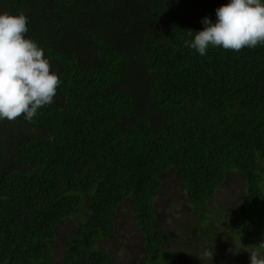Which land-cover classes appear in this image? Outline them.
I'll list each match as a JSON object with an SVG mask.
<instances>
[{
    "label": "trees",
    "instance_id": "1",
    "mask_svg": "<svg viewBox=\"0 0 264 264\" xmlns=\"http://www.w3.org/2000/svg\"><path fill=\"white\" fill-rule=\"evenodd\" d=\"M228 2L0 0V13L28 18L26 38L61 81L31 122L0 121L18 125L0 143V264L48 263L57 226L76 215L63 263L99 264L89 248L112 233L124 202L147 262L158 263L172 237L153 225L166 173L179 179L197 233L206 222L208 237L207 213L239 175L229 219L258 225L253 245L264 240V45L209 46L201 56L185 43Z\"/></svg>",
    "mask_w": 264,
    "mask_h": 264
},
{
    "label": "clouds",
    "instance_id": "2",
    "mask_svg": "<svg viewBox=\"0 0 264 264\" xmlns=\"http://www.w3.org/2000/svg\"><path fill=\"white\" fill-rule=\"evenodd\" d=\"M215 14V23L204 17L203 30L185 41L199 55H206L209 46L240 51L264 45V0H229ZM28 31L24 14L0 13V121L14 122L23 116L31 122L39 109L54 102L61 83L50 71L44 50L26 38ZM247 252L250 264H264V240ZM204 257L211 259L212 252L200 258Z\"/></svg>",
    "mask_w": 264,
    "mask_h": 264
},
{
    "label": "rangeland",
    "instance_id": "3",
    "mask_svg": "<svg viewBox=\"0 0 264 264\" xmlns=\"http://www.w3.org/2000/svg\"><path fill=\"white\" fill-rule=\"evenodd\" d=\"M15 126L17 127L18 125H9L8 128ZM8 128H4L0 124V143L3 145L5 143L4 134H8L10 131ZM163 179L165 184L161 194L154 199V206L156 208L155 211L157 212L158 220L167 222L158 224L170 230L172 236L169 245L170 247L175 248L177 252H184L185 254L179 253V255L183 258H187L189 264H202L203 260L198 258L197 255L205 253L206 251H217V247L219 249L217 258L222 259L221 264H250L247 248L258 243L257 236L260 233L258 225L246 227L243 223L239 224L236 223V221L231 220V217L229 219L231 214L234 217H237L235 215V206H237L238 200L237 197L233 195V191L236 189L235 183L239 184L242 182L239 175L228 177L226 181L227 183L222 187V193H225L228 197L225 199L224 203H215L216 205H213V207L211 205L212 208H210L207 213V216H210L207 225L212 228V237H208L206 234L201 233L202 231H205L206 222L201 228L200 233H197V216L195 212L191 210V208L189 210L186 205L181 204L186 198L184 193L185 189L180 184L179 179L173 173H166L163 176ZM170 200L172 203L168 206L167 204ZM85 208L86 206L83 205L81 212H84ZM122 208L125 210L126 207ZM119 212L120 211H118V213ZM170 213L173 214L172 217L169 216ZM74 219L75 216L65 219L62 221L61 225L57 226L55 238L51 242L52 245L55 246L56 251L52 260L43 264H64L63 249L65 242H63V240L70 235V227ZM119 219L120 215H117L116 222H118ZM241 221L244 223L247 222L242 219ZM229 224L231 225V228ZM133 228H135V236L138 237V239L135 240L140 242V235L137 232L136 226L133 225ZM120 232L127 233L128 227H122ZM130 234L134 235V232L130 231L129 234H126L125 238H129ZM243 236L244 239L242 238ZM234 238L236 239V242ZM114 239H116V235L111 238V240ZM138 242H135V245H137ZM243 243L247 248H240ZM112 247H115L114 243H112ZM236 251H238V254H233ZM198 252L200 253L197 254ZM206 260L208 261L207 264L213 262V259L206 258Z\"/></svg>",
    "mask_w": 264,
    "mask_h": 264
},
{
    "label": "flooded vegetation",
    "instance_id": "4",
    "mask_svg": "<svg viewBox=\"0 0 264 264\" xmlns=\"http://www.w3.org/2000/svg\"><path fill=\"white\" fill-rule=\"evenodd\" d=\"M181 204H184L188 207L190 210V206L192 207V204L184 199ZM122 207H126L125 210H123ZM117 214L115 215L113 219V231L111 234H108L106 236H101L97 239L95 245L93 247H90V251H94L96 258L98 259L99 264H105V261L108 260V264H184L188 263L187 258H183L179 255L180 252H177L175 248L170 247V239L167 240V242H164L161 247L163 248V257H159L158 263L147 262V248L145 247L144 243V236L140 229L135 225V221L133 219V211L131 209V206L129 203L124 202L121 205H118L117 207ZM118 211H120L118 213ZM125 211V213H124ZM120 215V219L118 222H116V216ZM170 217L173 216L172 213L169 214ZM69 219V218H67ZM80 219L79 216H75V219L70 227V235L74 232V227L78 220ZM133 220V223H132ZM158 223H167L163 221H159L156 213V221L153 224L154 227L163 229L167 231V233L170 234V230L160 226ZM133 225L136 226L137 232L140 235V242L136 241L138 239L137 236H135V228H133ZM124 226L128 227V232H120V229ZM130 231L134 232V235L130 234L129 238H125L126 234H129ZM68 235L63 242H66L68 238L70 237ZM116 235V239L111 240V238ZM136 239V240H135ZM135 242H138L137 245H135ZM112 243L115 244V247H112ZM65 247V245H64ZM64 250V249H63ZM181 251V250H180ZM213 253V262L211 264H221L222 259L217 258L219 249L217 247V251L213 250L211 251ZM182 254H185L181 251ZM180 253V254H181ZM183 262V263H182ZM76 264H82L81 262H77ZM189 264V263H188Z\"/></svg>",
    "mask_w": 264,
    "mask_h": 264
}]
</instances>
